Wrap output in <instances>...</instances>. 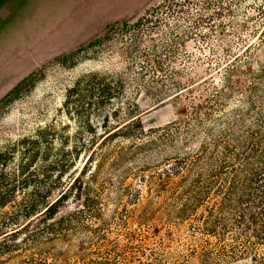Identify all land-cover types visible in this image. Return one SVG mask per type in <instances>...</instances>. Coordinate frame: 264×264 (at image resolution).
<instances>
[{"label": "rangeland", "instance_id": "374dc122", "mask_svg": "<svg viewBox=\"0 0 264 264\" xmlns=\"http://www.w3.org/2000/svg\"><path fill=\"white\" fill-rule=\"evenodd\" d=\"M243 1L232 20L198 10L197 0H183L173 11L167 0H0V100L35 74L33 84L0 105V154L23 149V142L39 186L52 193V201L66 193L52 220V244L46 245L52 264H86L115 244L158 251L159 238L137 221L157 202L146 181L165 169L174 152L150 148L134 154L130 136L122 138L130 129L106 134L131 121L145 130L178 121L190 104L185 89L179 100L173 98L176 84L188 87L199 103L200 83L217 80L222 59H229L222 49L233 57L243 49L242 40L252 44L246 61L263 66L262 26L251 8L264 7V0ZM146 11L150 22L139 30L136 23ZM242 23L246 32L239 29ZM118 82L114 98L101 103L100 86ZM13 156L7 171L19 164L20 155ZM88 207L95 219L88 218ZM70 215L75 221L68 226ZM201 244L200 236L191 242L174 231L165 252L182 257L191 249L197 255ZM188 259L196 264V256Z\"/></svg>", "mask_w": 264, "mask_h": 264}, {"label": "trees", "instance_id": "16d2710c", "mask_svg": "<svg viewBox=\"0 0 264 264\" xmlns=\"http://www.w3.org/2000/svg\"><path fill=\"white\" fill-rule=\"evenodd\" d=\"M167 2L170 11L183 7V0ZM243 3L197 0L195 6L202 11L213 10L216 19L226 14L233 20ZM251 9L262 26L258 37L264 40V7ZM148 12L138 19L139 30L150 22ZM240 13L246 17V13ZM206 25V19L201 18V26ZM238 26L241 31L248 30L247 24ZM242 43L243 49L233 57L227 54L229 50L222 49L229 59H222L215 72L217 80L200 83L203 93L197 97L199 103H193L195 98L188 87L176 84L178 92L173 98L179 100L178 95L185 89L190 104L178 121L148 130L131 125V121L106 134L107 138L130 129L122 138L130 136L134 154L168 148L174 157L166 160L162 172H154L146 181L157 202L137 221L152 232L154 239L159 238L158 251L132 243L121 248L115 244L113 251L86 264H191L190 255L196 256V264H229L238 259L264 264V65L254 68L246 61L252 44ZM34 76L32 73L23 78L0 100V105L16 98L25 85L33 84ZM120 86V82L100 86L101 103L113 99ZM21 148L0 154V264H52V248L46 245L52 244L56 232L52 220L66 193L52 201V193L42 189V182L31 172L32 160L23 142ZM15 154L20 155L19 164L7 171L8 161ZM87 211L88 218L95 219V211L89 207ZM155 216L160 217V223L150 225ZM74 217H68V226ZM164 229L168 242L160 236ZM174 231L184 233L191 242L200 236L199 253L188 249L189 256L167 254Z\"/></svg>", "mask_w": 264, "mask_h": 264}]
</instances>
